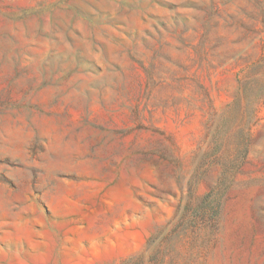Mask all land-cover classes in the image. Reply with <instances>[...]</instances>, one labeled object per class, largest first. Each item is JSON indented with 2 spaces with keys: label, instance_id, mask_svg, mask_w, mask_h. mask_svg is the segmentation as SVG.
I'll return each mask as SVG.
<instances>
[{
  "label": "rangeland",
  "instance_id": "374dc122",
  "mask_svg": "<svg viewBox=\"0 0 264 264\" xmlns=\"http://www.w3.org/2000/svg\"><path fill=\"white\" fill-rule=\"evenodd\" d=\"M0 264H264V0H0Z\"/></svg>",
  "mask_w": 264,
  "mask_h": 264
}]
</instances>
